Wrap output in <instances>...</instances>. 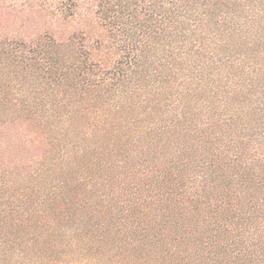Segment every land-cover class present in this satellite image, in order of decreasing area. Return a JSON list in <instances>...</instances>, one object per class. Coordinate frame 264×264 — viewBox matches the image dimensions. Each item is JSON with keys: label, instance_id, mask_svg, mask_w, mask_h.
Masks as SVG:
<instances>
[{"label": "trees", "instance_id": "16d2710c", "mask_svg": "<svg viewBox=\"0 0 264 264\" xmlns=\"http://www.w3.org/2000/svg\"><path fill=\"white\" fill-rule=\"evenodd\" d=\"M0 264H264V0H0Z\"/></svg>", "mask_w": 264, "mask_h": 264}]
</instances>
